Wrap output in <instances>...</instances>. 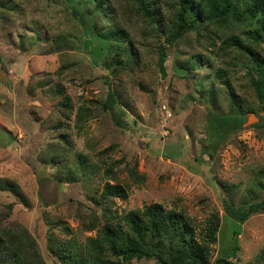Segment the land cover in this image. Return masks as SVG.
I'll return each mask as SVG.
<instances>
[{
  "label": "rangeland",
  "instance_id": "374dc122",
  "mask_svg": "<svg viewBox=\"0 0 264 264\" xmlns=\"http://www.w3.org/2000/svg\"><path fill=\"white\" fill-rule=\"evenodd\" d=\"M148 2L159 27L133 0H104L98 10L89 0H10L0 7V178L28 201L0 191V215L12 205L0 235L23 226L44 263L60 264L49 248L82 247L96 235L102 208L121 217L158 204L183 214L196 241L218 215L210 262L264 264V213L238 223L224 207L246 210L264 200L256 184L264 129L258 121L215 151L206 148L209 113L233 104L246 117L262 113L245 58L222 44L231 35L247 42L249 28L226 19L169 44L178 0ZM249 44L264 58V44ZM106 183L121 186L126 198L102 203Z\"/></svg>",
  "mask_w": 264,
  "mask_h": 264
},
{
  "label": "trees",
  "instance_id": "16d2710c",
  "mask_svg": "<svg viewBox=\"0 0 264 264\" xmlns=\"http://www.w3.org/2000/svg\"><path fill=\"white\" fill-rule=\"evenodd\" d=\"M102 1L104 0H89V3H94L95 10H98ZM148 1L133 0L138 14L147 22L159 27L161 20L150 10ZM8 4L10 0H0L2 9ZM1 13L6 12L2 10ZM226 19H229V25L249 28L247 42L231 35L225 38L222 44L236 47L239 56L245 58L247 73L252 78L251 84L262 112L257 116L259 124L256 127L264 129V58L249 44V41L253 44H264V0H178L167 42L171 44L187 32H196L203 27H210L213 23L220 24L221 20ZM165 57L164 48H161L159 50L161 72ZM192 64H197L195 59ZM217 77L224 78L225 70L219 69ZM108 100L113 104L114 100L110 94ZM68 102L67 99L62 105L68 106ZM243 114L240 105L237 104L231 105L225 113L208 114L206 117L208 151L211 149L215 151L230 134L242 128L247 119ZM258 178L256 184L264 190V170L260 172ZM0 191L9 192L22 205H28L26 197L13 181L0 178ZM108 196L126 198L121 186L106 183L102 203H105ZM224 207L230 218L241 223L253 213L259 211L264 213V200L250 205L246 210L242 207L233 210L226 204ZM5 208V213L0 215V229L1 222L11 212L12 205ZM102 218H104L102 222L96 218L97 225L94 226L96 235L93 238H86L82 247L76 245L73 248L63 247L64 244L58 242L59 251L49 248L60 264H121L141 259H152L156 264H233L227 257L209 261L211 245L216 243L219 219L217 214L211 216L208 228L200 241L194 238L192 228L183 214L172 210L165 211L158 204L126 212L121 217H111L109 211L102 208ZM17 229L20 230L17 234L8 231L0 235V264H25L27 259L34 260L36 264H45L26 228L20 226ZM76 247L79 249L75 250Z\"/></svg>",
  "mask_w": 264,
  "mask_h": 264
},
{
  "label": "water",
  "instance_id": "95a60500",
  "mask_svg": "<svg viewBox=\"0 0 264 264\" xmlns=\"http://www.w3.org/2000/svg\"><path fill=\"white\" fill-rule=\"evenodd\" d=\"M259 118L254 114H249L247 116L246 122L242 125V128H245L246 126L252 125L255 122H258Z\"/></svg>",
  "mask_w": 264,
  "mask_h": 264
}]
</instances>
